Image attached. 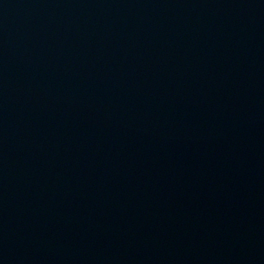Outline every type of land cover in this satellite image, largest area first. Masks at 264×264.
<instances>
[{"label": "water", "instance_id": "95a60500", "mask_svg": "<svg viewBox=\"0 0 264 264\" xmlns=\"http://www.w3.org/2000/svg\"><path fill=\"white\" fill-rule=\"evenodd\" d=\"M0 264H264V0H0Z\"/></svg>", "mask_w": 264, "mask_h": 264}]
</instances>
